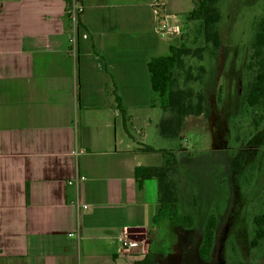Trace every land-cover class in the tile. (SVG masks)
Returning a JSON list of instances; mask_svg holds the SVG:
<instances>
[{"label":"crops","instance_id":"obj_1","mask_svg":"<svg viewBox=\"0 0 264 264\" xmlns=\"http://www.w3.org/2000/svg\"><path fill=\"white\" fill-rule=\"evenodd\" d=\"M155 2L178 24L195 8L194 0H72V10L67 0H0V264H133L149 254L162 264L168 235L180 239L175 225L155 221L157 180L141 189L136 181L138 166L164 164L145 150H159L144 130L160 108L147 62L177 37L157 32ZM124 238L138 245L125 248Z\"/></svg>","mask_w":264,"mask_h":264},{"label":"rangeland","instance_id":"obj_2","mask_svg":"<svg viewBox=\"0 0 264 264\" xmlns=\"http://www.w3.org/2000/svg\"><path fill=\"white\" fill-rule=\"evenodd\" d=\"M217 6L222 37L218 54L206 51L203 60H187L194 73L200 65L206 69L202 82L188 84L205 94L202 115L186 116L177 137H162L156 126L158 117L170 118L172 112L159 108L154 125L144 130L150 136L145 143L171 150L177 158L169 177L177 193L179 218L182 224V216L190 215L195 222L189 236L183 232L184 240L170 234L162 247L165 256L175 252L178 243L188 244L192 234L201 235L206 220L214 215L216 245L210 264H264V240L251 245L253 217L264 210V121L255 129L253 119L258 113L247 111L244 105L245 66L258 22L264 17V0H219ZM182 19L176 42L184 38L189 46L202 45L199 21L185 24ZM178 76V86L184 88V74L180 71ZM140 129L133 134L142 141ZM152 158L159 162L162 157ZM136 232L134 237H143Z\"/></svg>","mask_w":264,"mask_h":264},{"label":"trees","instance_id":"obj_3","mask_svg":"<svg viewBox=\"0 0 264 264\" xmlns=\"http://www.w3.org/2000/svg\"><path fill=\"white\" fill-rule=\"evenodd\" d=\"M219 0H195V8L185 14V24L199 21V33L203 37V44L189 46L184 38L171 43L167 55L151 57L147 62L150 75L151 91L154 100L163 110H170V118H163L159 124L163 137L174 138L179 135L183 121L188 115L200 116L204 111L205 94L195 91L189 83L202 82L206 69L200 65L194 73V66L187 62L188 59L197 58L203 60L206 51L216 56L222 46V37L218 28L221 13L217 6ZM68 10H72V0H67ZM79 25L81 22L79 21ZM177 40H179L177 38ZM246 63V87L244 105L247 111L258 113L253 119L254 128L264 121V17L258 22L254 41L249 49ZM184 74V88L179 85V72ZM107 92L114 98L116 107L123 115L126 126L127 110L119 94L117 82L113 75L107 71ZM177 88V89H176ZM77 102L80 103V82L77 90ZM147 152L159 151L166 156L165 164L161 166H138L136 168V181L141 189L146 180L156 179L159 190V208L155 219L166 220L173 224L178 231L180 239L186 237L183 232L193 231L194 219L190 215L182 216L180 223V210L177 193L173 182L170 180L171 166L177 164V158L171 150L155 149L146 146ZM180 217V218H179ZM254 235L251 240L252 247H256L264 240V210L253 217ZM217 221L214 215L206 220L201 235H193L188 238V244L176 245L175 252L168 254L162 264H210L213 258V250L216 245ZM197 236V237H196ZM190 252H187L189 251ZM192 250V251H191ZM158 254L146 255L145 259L135 261L133 264H157Z\"/></svg>","mask_w":264,"mask_h":264},{"label":"built area","instance_id":"obj_4","mask_svg":"<svg viewBox=\"0 0 264 264\" xmlns=\"http://www.w3.org/2000/svg\"><path fill=\"white\" fill-rule=\"evenodd\" d=\"M153 10L156 16V28L157 32L163 36L176 37L181 32V26L177 22H172L167 15H162L160 10L159 2H155L153 4ZM85 180V176H79L74 179L75 183H80ZM69 183H73V180ZM125 248L134 247L138 245L137 241L130 240L128 238H124L122 242Z\"/></svg>","mask_w":264,"mask_h":264}]
</instances>
